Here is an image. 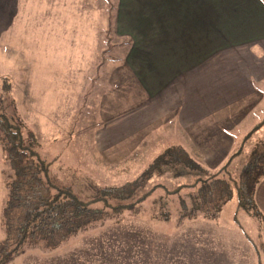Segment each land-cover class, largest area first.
Here are the masks:
<instances>
[{
    "label": "crops",
    "instance_id": "0c3cea01",
    "mask_svg": "<svg viewBox=\"0 0 264 264\" xmlns=\"http://www.w3.org/2000/svg\"><path fill=\"white\" fill-rule=\"evenodd\" d=\"M110 8L125 52L102 68ZM0 51L23 69L42 140L69 129L80 98L101 88L102 158L148 151L145 140L164 131L187 136L216 169L230 130L264 100V0H0ZM255 200L264 218V177Z\"/></svg>",
    "mask_w": 264,
    "mask_h": 264
},
{
    "label": "rangeland",
    "instance_id": "374dc122",
    "mask_svg": "<svg viewBox=\"0 0 264 264\" xmlns=\"http://www.w3.org/2000/svg\"><path fill=\"white\" fill-rule=\"evenodd\" d=\"M105 37L101 34L99 59H105L102 68H109L121 61L125 48L116 45H122L123 39L115 31L108 35V43ZM0 56V92L13 97L16 109L37 131L42 142L38 148L40 154L54 160L50 172L55 181L70 186L81 198L99 194V189L105 185H119L134 178L152 162L159 150L177 142H184L193 156L201 159L187 136L182 135V138L164 131L145 140L142 146L148 147V151L139 147L131 158L117 162L102 158L94 141L101 88L94 90L91 97L80 98L78 108L69 120V129L55 138L42 140L38 132L39 122L27 102L23 69L11 65L12 58L5 52L0 51ZM107 73L103 72V75ZM91 91L89 85L88 93L85 92L89 94ZM263 119L264 100L230 130L233 145L220 166L236 152L228 163L234 177H238L242 167L250 161L257 141L264 139V121L256 127ZM3 167L0 152V239L3 236L2 208L6 199ZM236 205L233 190L232 197L222 206L215 220L188 218L181 226L163 222L154 225L142 216L128 217L123 224H109L91 231L54 252L32 250L17 254L9 264H264V218L250 216L244 211L236 212Z\"/></svg>",
    "mask_w": 264,
    "mask_h": 264
},
{
    "label": "trees",
    "instance_id": "16d2710c",
    "mask_svg": "<svg viewBox=\"0 0 264 264\" xmlns=\"http://www.w3.org/2000/svg\"><path fill=\"white\" fill-rule=\"evenodd\" d=\"M113 30L110 8L101 31L106 43ZM14 102L12 96L0 92V152L6 179L0 264L32 250L54 252L91 231L123 224L128 217L181 226L188 218L215 220L233 190L236 212L262 217L255 190L264 177V139L257 141L238 177L228 169L236 152L210 169L184 142H177L159 150L134 178L105 185L99 194L81 198L70 186L55 181L50 172L54 160L40 154L38 133Z\"/></svg>",
    "mask_w": 264,
    "mask_h": 264
}]
</instances>
